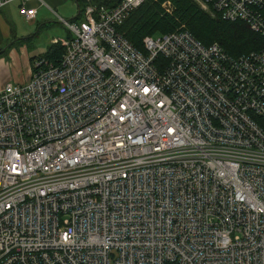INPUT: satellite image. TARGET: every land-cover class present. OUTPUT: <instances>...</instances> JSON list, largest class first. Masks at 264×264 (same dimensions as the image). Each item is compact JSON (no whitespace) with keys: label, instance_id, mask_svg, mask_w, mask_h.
<instances>
[{"label":"built area","instance_id":"obj_1","mask_svg":"<svg viewBox=\"0 0 264 264\" xmlns=\"http://www.w3.org/2000/svg\"><path fill=\"white\" fill-rule=\"evenodd\" d=\"M117 1L0 88V264H264V47L140 51L119 29L147 0ZM190 1L264 38V0Z\"/></svg>","mask_w":264,"mask_h":264},{"label":"trees","instance_id":"obj_2","mask_svg":"<svg viewBox=\"0 0 264 264\" xmlns=\"http://www.w3.org/2000/svg\"><path fill=\"white\" fill-rule=\"evenodd\" d=\"M87 0H77L79 15ZM93 5L112 8L117 0H89ZM169 4L163 8V4ZM180 26L204 46L218 43L233 57L256 51L264 47V38L249 30L242 22H227L219 17H212L201 11L190 0H147L127 18L119 31L123 37L137 50L142 51V39L145 36H160L174 32ZM63 49L59 44H52L45 53L33 58L58 63ZM31 63V64H32Z\"/></svg>","mask_w":264,"mask_h":264},{"label":"crops","instance_id":"obj_3","mask_svg":"<svg viewBox=\"0 0 264 264\" xmlns=\"http://www.w3.org/2000/svg\"><path fill=\"white\" fill-rule=\"evenodd\" d=\"M28 8H34L35 17L29 21L23 19L19 14V0H12L6 7L0 10V87L11 83L4 75H11L12 60L23 58L26 60L27 73L16 80L17 84L26 82L31 75V60L36 58V43L42 37H49L48 47L52 45V39H58L53 26L57 17L65 20L76 21L80 13L77 0H34L27 4ZM25 25L26 28H23ZM69 36L66 32L64 39ZM6 47V48H5ZM46 52V51H45ZM44 52V53H45ZM41 55V54H40ZM10 77V76H9ZM13 83V82H12Z\"/></svg>","mask_w":264,"mask_h":264},{"label":"rangeland","instance_id":"obj_4","mask_svg":"<svg viewBox=\"0 0 264 264\" xmlns=\"http://www.w3.org/2000/svg\"><path fill=\"white\" fill-rule=\"evenodd\" d=\"M56 24L53 26V28H55L54 30L56 31L55 33H58L57 35H55L59 40H63L64 37L66 36V29L63 27V25L61 24L60 21L56 20L55 21ZM23 28H26L25 25H22ZM48 40L49 37H42L37 43H36V48H41L40 50H38L37 52L34 53V55L32 56H37L40 54H43L46 51V48L48 46ZM11 71L13 72V80L11 78V75L9 74V72L7 71L8 75H4V77L6 79L11 80V83H16V80H18V78H16V76H19L20 78L25 76V73H27V65H26V60H24L23 58H19V59H13L12 60V66H11ZM10 76V77H9ZM24 78V77H23ZM4 86V85H3ZM2 86V87H3ZM1 88V87H0Z\"/></svg>","mask_w":264,"mask_h":264},{"label":"water","instance_id":"obj_5","mask_svg":"<svg viewBox=\"0 0 264 264\" xmlns=\"http://www.w3.org/2000/svg\"><path fill=\"white\" fill-rule=\"evenodd\" d=\"M6 48V47H5Z\"/></svg>","mask_w":264,"mask_h":264}]
</instances>
